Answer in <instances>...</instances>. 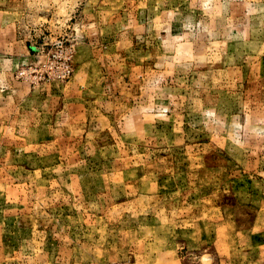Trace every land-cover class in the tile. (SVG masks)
I'll use <instances>...</instances> for the list:
<instances>
[{"label":"rangeland","instance_id":"1","mask_svg":"<svg viewBox=\"0 0 264 264\" xmlns=\"http://www.w3.org/2000/svg\"><path fill=\"white\" fill-rule=\"evenodd\" d=\"M0 264H264V0H0Z\"/></svg>","mask_w":264,"mask_h":264}]
</instances>
